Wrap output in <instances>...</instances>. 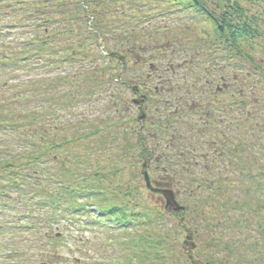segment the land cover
I'll return each instance as SVG.
<instances>
[{"label": "trees", "instance_id": "1", "mask_svg": "<svg viewBox=\"0 0 264 264\" xmlns=\"http://www.w3.org/2000/svg\"><path fill=\"white\" fill-rule=\"evenodd\" d=\"M41 1L48 9L38 6ZM251 1L172 0L183 6L178 10L195 9L212 25V33L204 30L205 41L183 43L172 35L179 22L176 28L166 24L163 36L152 31L162 30L153 21L170 15L167 8L137 16L131 7L139 4L130 2L128 9L123 0H0V43L19 34L13 28L23 27V18L34 22L31 35L21 34L0 50V71L37 74L27 79L32 86L26 83L23 94L17 89L10 103L0 102V111L5 104L23 109L4 117L5 123L11 132L22 131L18 148L32 146L12 159L1 158L9 146L0 150V172L14 170L0 190L22 186L26 203L39 193L52 199V213L41 216L49 229L56 212L71 215L82 228L83 216L94 225L116 219L112 227L125 236L121 249L127 252L119 264H175L181 258L185 264H264V11H255ZM102 44L107 56L99 52ZM37 79L69 84L57 96L61 109L86 103L88 113L77 115L67 131L62 123L61 138L51 137L48 126L40 130L37 110L28 108L30 101L37 103ZM133 86L145 97L138 110L146 114L142 126L128 97L134 96ZM48 98L42 95L44 103ZM50 106H42L46 119ZM44 160L59 164L57 192L37 183L39 173L48 174ZM145 162L156 173L155 185L197 193L185 205L183 223L178 221L198 239L193 258L183 245L171 255L170 235L149 232L153 225L164 229L166 220L181 213L170 212L158 198L151 201L157 194L146 186L143 194ZM137 163L142 180L134 174L129 178L136 181H130L125 168Z\"/></svg>", "mask_w": 264, "mask_h": 264}, {"label": "rangeland", "instance_id": "2", "mask_svg": "<svg viewBox=\"0 0 264 264\" xmlns=\"http://www.w3.org/2000/svg\"><path fill=\"white\" fill-rule=\"evenodd\" d=\"M124 2H126L127 8L129 9V4L131 5L130 2L139 4V6H137V10L133 7H131V10L134 11V13L137 16H143L144 14H149L150 13H159L161 10L167 8L168 13L170 15H166L164 14V16L162 15V17L159 16L158 20H154V24L156 26L161 27L162 30H152L153 32L156 31V33H159L160 35H164V32L167 31L169 32V30H164L166 29V24H171L174 28H176L177 23L179 22V28L176 30H172V35L175 36V34L178 35L179 40H181L182 42H197V41H205V38L203 36H207L204 34V30L211 32L213 30H209L208 27L212 28V25L210 24V22H208L209 20L206 19L207 17L205 16H201L199 17V15L197 14L196 10L194 9L186 11L184 9L178 10L177 8L179 7H183L181 5H172L171 1L172 0H123ZM188 1V0H186ZM77 2H79V0H77ZM246 6L249 7V2L246 1ZM252 4H254L253 9L255 11L258 12H263L264 11V1L263 0H254L251 1ZM48 5V3L41 1V3H39L38 6H43L42 9H48V8H44V6L46 7ZM129 11H127L128 13ZM19 13V12H17ZM131 14V13H130ZM28 15H25V17H27ZM28 18V17H27ZM27 18H23V22H25V25L23 27H17V28H13L14 31L15 30H19V34H17V32H14V35L5 37L3 39V42L0 43V50L3 49L4 47L10 46V43L12 42L13 39H17L19 40V38H23L21 36V34L24 35H31L33 33L32 28L34 25V22H32V20H29ZM83 23L78 22V25H81ZM0 25H1V20H0ZM32 25V26H31ZM150 24L149 23H145L144 27H149ZM171 26V25H170ZM86 27H88L85 25L83 27V30H86ZM5 28L1 29L4 30ZM142 29V26H139V28L137 30ZM208 29V30H207ZM144 30V29H143ZM146 30V29H145ZM1 40V39H0ZM164 40V38L162 39ZM1 42V41H0ZM99 52H101V48L99 50ZM183 55H180V57L182 58ZM260 57H263V54L259 55ZM24 70L21 69L19 70L17 73H15L16 75H11L10 71H0V102H2V104H4L5 102H9V98H12L14 96V94L16 93V90L19 88H23L22 91L25 90L26 87V83L28 84V86H32V83H29L27 81V79H29V75H26L24 72ZM57 71V70H55ZM12 76H17L16 79L12 80V81H8ZM7 82V86L8 85H12V89H3L1 88V84ZM14 84V85H13ZM37 96L39 95H43V96H47L49 95V97H51L52 101H54L55 103H52V105L49 108V112H52V114L50 115L49 119H46L44 123H41L40 121H38L37 126H40L41 124L43 126H48L51 131H52V135L51 137H55L56 139L61 138L64 134L61 131V125L62 123L65 125V127L67 128L66 131L69 129L67 127V125L69 124V122H71L72 120H77L76 116L77 115H81V114H87L88 113V108L86 106L85 102H81L80 106L77 105V103L73 104L76 106L75 109H73V105L68 107V108H64L61 109L59 107V104L56 105V102L59 103V99L57 98V96L61 95L63 92H65L68 88V83L64 82V83H59L55 86H51L50 83H48L45 80L42 79H37ZM17 87H13L16 86ZM10 90V91H9ZM34 90V88H32V91ZM27 92L24 94L26 95ZM102 101H107L106 99H102ZM8 106L10 105H4L3 109L0 112H4L5 115H1L5 120L4 117L8 116L9 114H18L20 111H22L23 109L20 107L17 108H9ZM31 107H28L29 109L35 108L38 110H44L45 108L43 107H39L37 105L34 104H30ZM43 106V105H42ZM14 107V106H13ZM26 110V111H29ZM84 110V112H83ZM97 111V109L93 108L91 109V113ZM79 115V116H80ZM76 118V119H75ZM39 140H41V137L39 136ZM14 141V138L12 136H9L8 134H6L5 132L0 130V150H4V146H9L6 151H3V154L1 153V158L3 159H7L10 158L8 151L9 150H13V152H17L18 155H23L25 153L28 152V149H32V146H28L25 149H23L21 146L20 148H18L17 144L18 142H16L15 146H12ZM122 141V139H121ZM104 158L99 157V160H103ZM106 159V164L109 163V159ZM129 160H134L136 161L135 158L129 159ZM104 161V160H103ZM13 163V161H12ZM11 163V164H12ZM133 164V163H132ZM138 164V165H137ZM134 165H130L128 168H125V175L124 177H127V179L129 177H132L134 174H136V176H133L135 178H137V181H140L139 179L142 180V176H141V163H137ZM48 165H52L53 169H58V166L56 164H54V161H50V163L46 164L45 167H47ZM44 166V165H43ZM13 169V167H12ZM11 169V172H12ZM231 169V167H230ZM10 172V171H9ZM138 174H137V173ZM220 174V172H219ZM233 174V171H232ZM217 175V174H216ZM141 176V177H140ZM156 173L155 172H151V177L156 178ZM7 177L10 179L11 175L7 174ZM121 178L118 177V180H120ZM130 181H136V179H128ZM38 184L40 185V189L42 190V188H44L45 185L50 184V182H41L40 180L37 181ZM141 185L144 188L143 194H147L148 190H146V187L144 185V181L141 182ZM186 189V188H185ZM185 189L179 191L177 188L175 189L176 195H177V199L178 201L183 204L186 205L188 202L192 201V197H196L198 195L191 193L190 191L186 194ZM21 191V190H18ZM236 192V190L234 191ZM190 193L192 195H190ZM21 194V193H20ZM203 194V193H202ZM204 195V194H203ZM202 195V196H203ZM17 195H15L12 200H10V204L9 205H4L5 210H3L2 213L5 214L6 218L3 219L4 221H15V222H23V219L19 217L20 214H23L22 212L24 211L23 208H21V205H16V208L14 210H12V206H15V203H17L16 200ZM160 202H162L163 204L165 203V198L163 196H159L156 195L153 196L151 198V201L158 202L159 200ZM242 199L245 198V196L241 197ZM157 199V200H156ZM199 199V200H198ZM197 200L200 201L203 204V200L201 199V197L199 196ZM0 203H3V199L0 198ZM30 208L28 209H34L33 210V214H37V213H42V214H49V211L51 212L52 210L49 209L51 204L50 202H47V207L45 206V204L42 201H31L30 203H28ZM1 206V204H0ZM4 216L1 215V218H3ZM55 221L53 223V225L51 226V228L49 229V226H46L45 224H40L39 227L40 229L37 228L36 233H30L29 231L23 230V231H18V232H13L12 230H5V232L0 233V240L1 243L0 245H2V243H6L4 246L6 247H11V248H15V249H25V254L22 256V259L26 262H29L27 264H98V261L104 257H106L107 255H114L112 249H110L111 247L108 245L106 246L105 243H101L104 242V239H111L112 235H110L107 231L102 230V229H78L77 224L75 223H68L67 221L71 220V219H61L59 218V215L57 213V216L55 215ZM2 220H0L1 222ZM74 222H76L75 220H73ZM178 221H179V216L176 215L175 216V220L169 221L166 220V222L163 223V228H160V225H153L150 227L149 232H162V235H167L169 234V239H170V246L175 247V249H171L168 252L172 255L173 253L177 252V249H182V245L184 246V241L186 240V236H187V231L186 230H181L179 228L178 225ZM7 223V222H5ZM65 223H68L70 226L65 225ZM190 230V229H189ZM168 232V233H166ZM14 233L15 238L17 242H12V243H8V237L9 234ZM72 238H79L80 241H76L75 239L72 241ZM192 239L197 242V237H195V235H193ZM54 240H56V243L60 244V246L52 248L53 242ZM60 241V242H59ZM127 254L124 253V256ZM175 255V254H173ZM176 256V255H175ZM1 257H4L1 252H0V259ZM173 260V259H172ZM171 260V261H172ZM1 261V260H0ZM10 261L5 258V263L4 264H9ZM3 264V263H0ZM175 264H185L184 258H181L180 260H176Z\"/></svg>", "mask_w": 264, "mask_h": 264}, {"label": "water", "instance_id": "3", "mask_svg": "<svg viewBox=\"0 0 264 264\" xmlns=\"http://www.w3.org/2000/svg\"><path fill=\"white\" fill-rule=\"evenodd\" d=\"M144 175H145V181H146L147 187L149 189L153 190L154 192H158V193L163 194L166 198L168 206H171L176 211L184 209V207L180 206L178 201L176 200V196H175V193L173 190L153 187L147 171H145ZM187 239H188V241H186V243L189 245L190 248H193L194 243L191 242L192 241L191 233L188 235ZM190 256L192 257V255H190Z\"/></svg>", "mask_w": 264, "mask_h": 264}]
</instances>
